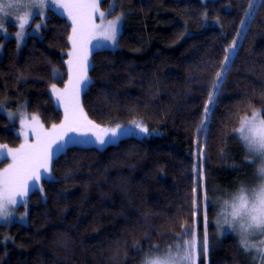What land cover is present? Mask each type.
<instances>
[{
  "label": "trees",
  "instance_id": "obj_1",
  "mask_svg": "<svg viewBox=\"0 0 264 264\" xmlns=\"http://www.w3.org/2000/svg\"><path fill=\"white\" fill-rule=\"evenodd\" d=\"M125 12L114 50L92 52L91 84L82 94L90 119L102 126L142 120L151 135L128 136L104 148L69 145L53 159L57 182L41 181L27 203L26 223L9 227L0 264H138L159 246L175 243L180 225L194 221V166H203L209 201L250 185L256 165L233 130L249 102L264 106V0H114ZM252 9H249V3ZM108 1L102 2V7ZM254 17L251 26L245 12ZM205 13L207 14L205 16ZM240 32L227 79L206 130L197 132L215 73L227 45ZM70 25L49 10L39 36L15 39L0 53V100L26 102L44 125L61 119L49 87L63 85ZM53 69L61 73L53 79ZM13 106V108L15 107ZM19 142L0 113V143ZM216 207L208 209L209 259L203 264H246L247 254L230 234L214 237Z\"/></svg>",
  "mask_w": 264,
  "mask_h": 264
},
{
  "label": "snow or ice",
  "instance_id": "obj_2",
  "mask_svg": "<svg viewBox=\"0 0 264 264\" xmlns=\"http://www.w3.org/2000/svg\"><path fill=\"white\" fill-rule=\"evenodd\" d=\"M101 3L102 0H0V32L6 34L7 22L11 18L18 29L15 34L18 41L25 38L30 22L35 18L39 17L41 23L35 25L34 31L39 32L45 26L50 5L54 11L67 18L71 29L67 36L71 47L67 52L68 59L64 61L67 65V79L63 81V87H58L56 83L50 85L51 95L63 108V119L58 124L45 127L38 115L29 117L22 111L19 116L20 130L16 134L18 138L22 137L20 144L17 147L0 144V162L9 160L4 168H0V221H10L18 203L26 208L24 215L20 217L24 220L30 194L35 191L44 193L41 181L47 178L48 182H57L53 175V158L56 153L64 151L69 141L91 138L95 143L104 145L129 133L145 136L152 134L149 127L138 119H132L128 125L115 123V126H102L89 118L81 101V93L91 84L89 70L93 67L90 63L93 48L103 46L102 42L116 46L121 34L122 15L107 19L115 11V4L105 13L100 8ZM252 7L250 2L249 9ZM244 15L245 20L240 22L241 28L245 27L246 21L250 27L254 17L248 11ZM240 36L241 33L237 32V38L225 48L222 66L211 83V92L204 106V117L197 132L206 130V122H210L212 109L209 105L214 108L220 95ZM52 77L60 79L58 69H53ZM247 107L251 109L250 112L239 116L238 127L233 133L245 149L246 162L259 164L256 181L252 185L241 184L234 192L224 194L225 198L210 203L207 186L200 183L205 180V142L204 149L197 150L201 163L193 169L198 183L193 188L196 196L193 208L196 211L192 216L195 221L199 214V190L202 188V240L196 223L188 227L187 222H184L180 225V233H174L175 243L168 245L162 254H158L159 246H154L151 253L145 254L143 264H203L201 255L206 259L210 250L208 209L213 205L217 208L215 226L218 233L223 234L225 229L229 230L238 237L246 252L255 250L264 264V240L260 241V246L252 243L253 238L264 237V106L257 108L249 102ZM8 117L13 119V113L9 112Z\"/></svg>",
  "mask_w": 264,
  "mask_h": 264
},
{
  "label": "rangeland",
  "instance_id": "obj_3",
  "mask_svg": "<svg viewBox=\"0 0 264 264\" xmlns=\"http://www.w3.org/2000/svg\"><path fill=\"white\" fill-rule=\"evenodd\" d=\"M103 1H108V3H107V5L105 6V7H102V3L100 4V8H101V10L102 11H104L105 13H108V11H109V8H110V6L112 5V4H115V8H116V3H115V1L114 0H102V2ZM204 1V0H203ZM49 10H52L53 12H55V13H57V14H59V12L58 11H54L53 10V8H52V6L50 5L49 6V9L47 10V13H46V15H47V17H48V13H49ZM60 15V14H59ZM119 15H122V28H123V24H124V18H125V12L124 11H120V10H115V11H113L110 15H108L107 16V19H114L116 16H119ZM61 16V15H60ZM63 17V16H62ZM66 20H67V18L66 17H64ZM68 22V21H67ZM97 22H99V20L97 21ZM39 23H41V19L39 18V17H37V18H35L34 20H32L31 22H30V27L27 29V34L25 35V38L23 39V40H21V41H18L17 39H16V32H17V27H15L14 26V21H13V19H9L8 20V22H7V32H6V34L5 33H3V32H0V53L2 52V50H3V46H4V43L7 41V40H9V39H15V41L17 42V45L20 47V46H22L23 44H24V42L26 41V39H27V37L28 36H39L40 34H41V31H42V28L40 29V31L39 32H36V31H34V29H35V25L36 24H39ZM69 23V25H70V22H68ZM122 28H121V31H122ZM70 31H71V29H70ZM94 44L96 43L95 41L93 42ZM102 45L103 46H100V47H94L93 48V51H95V50H100V49H109V50H114V49H116L117 47H118V45H116V46H112V45H108V44H104L103 42H102ZM70 47H71V45H70V43L68 42V49H67V51H66V57H65V61L68 59V57H67V52L69 51V49H70ZM92 51V52H93ZM90 63H91V58H90ZM65 66H66V72H67V65L65 64ZM90 77V76H89ZM66 79H67V77H66ZM57 86L58 87H63V85H59V84H57ZM87 88V87H86ZM85 88V89H86ZM84 89V90H85ZM49 90H50V93H51V88L49 87ZM84 92V91H83ZM83 92L81 93V101H82V94H83ZM53 97V99H54V102H55V105L59 108V109H61V112H62V116H61V119L60 120H62L63 119V108L62 107H60L57 103H56V100H55V97L54 96H52ZM13 101L12 100H7V101H1L0 100V113H2L3 115H5L7 118H8V120H9V122H10V127L13 129V131L17 134L18 132H19V130H20V124H19V116H20V113L23 111V112H25L26 114H27V116H32V115H37V114H35V113H33V112H29V111H27V109H26V102H24V101H16V106L15 105H11V103H12ZM13 106H15L14 108H13ZM9 112H11V113H13V116H14V118L13 119H10L9 117H8V113ZM60 120L58 121V122H56V124H58L59 122H60ZM138 120H140V119H138ZM129 123V122H128ZM128 123L126 124V125H128ZM52 125V124H51ZM51 125H49V126H47V125H45V127H51ZM106 127H109V126H106ZM128 136H136V137H142V136H145V135H143V134H131V133H129V134H125V135H121L118 139H116L115 141H112V142H109V143H106V144H104V145H99V144H97V143H95L94 142V140L93 139H91V138H78V140H77V142H72V141H69V143H68V145L67 146H69V145H78V146H95V147H97V148H104V147H106V146H108V145H110V144H114V143H116L119 139H121V138H124V137H128ZM21 140H22V137L21 138H19V142H18V144L17 145H15V146H9V147H17L19 144H20V142H21ZM0 144H3V143H0ZM60 152H58V153H56L55 155H54V157L57 155V154H59ZM54 159V158H53ZM9 163V160H7V159H5L3 162H0V168H4L7 164ZM256 165V167L258 168L259 167V164L258 163H256L255 164ZM256 181V177L252 180V183L250 184V185H252L254 182ZM25 211H26V208H25V206L22 204V203H18L16 206H15V209H14V211H13V215H12V218H11V220L10 221H8V222H5V221H0V244H5L6 242H8V241H10L11 240V237H10V234H9V232H8V230H9V227L11 226V224H13V223H22V224H24V223H26V219H27V216L25 217V219L24 220H21L20 219V217L21 216H23L24 215V213H25ZM216 212H217V209H216ZM215 218H216V215L214 216V218H213V220H212V223H213V233H214V237H220V236H223V235H225V234H230V235H233V236H235L233 233H231L229 230H227V229H225V231H224V233L223 234H219L218 233V230H217V228H216V226H215ZM195 223H197L196 221H195ZM197 225V224H196ZM198 228V227H197ZM198 234H199V237L201 238V240H202V238H203V234H204V231L202 232V233H199V231H198ZM208 235H209V233H208ZM236 237V236H235ZM237 238V241H238V243H239V239H238V237H236ZM261 240H264V237H261V236H257V237H255V238H253V240H252V243H255L257 246H260V241ZM209 242H210V238H209ZM211 245V244H210ZM242 247V246H241ZM165 249V248H164ZM164 249L163 250H160V252L158 253V254H162L163 253V251H164ZM210 251V250H209ZM245 251V250H244ZM152 252V250L151 251H149L147 254H149V253H151ZM245 253L248 255L247 256V259H246V261H247V263L246 264H262V261H261V258L259 257V255L256 253V251L255 250H251V251H245ZM144 259V258H143ZM143 259H142V261L140 262V263H138V264H143ZM207 259H209V253H208V256H207ZM201 260L204 262V260H205V258L203 257V255H201ZM209 264H210V262H208Z\"/></svg>",
  "mask_w": 264,
  "mask_h": 264
}]
</instances>
